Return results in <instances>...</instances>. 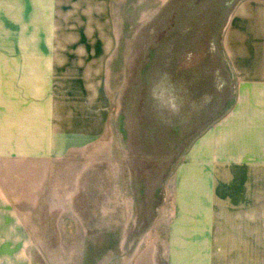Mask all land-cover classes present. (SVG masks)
Instances as JSON below:
<instances>
[{
    "label": "crops",
    "instance_id": "obj_1",
    "mask_svg": "<svg viewBox=\"0 0 264 264\" xmlns=\"http://www.w3.org/2000/svg\"><path fill=\"white\" fill-rule=\"evenodd\" d=\"M105 2L0 0V264H32V207L108 126L107 55L79 16ZM220 44L234 97L166 187L167 264H264V0L233 1Z\"/></svg>",
    "mask_w": 264,
    "mask_h": 264
},
{
    "label": "rangeland",
    "instance_id": "obj_2",
    "mask_svg": "<svg viewBox=\"0 0 264 264\" xmlns=\"http://www.w3.org/2000/svg\"><path fill=\"white\" fill-rule=\"evenodd\" d=\"M233 1L106 0L93 20L79 14L86 47L107 55L110 121L32 207V264H167L166 187L233 101L220 44Z\"/></svg>",
    "mask_w": 264,
    "mask_h": 264
}]
</instances>
